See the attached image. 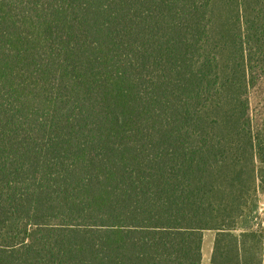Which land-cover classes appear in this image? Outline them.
<instances>
[{
  "label": "trees",
  "instance_id": "trees-1",
  "mask_svg": "<svg viewBox=\"0 0 264 264\" xmlns=\"http://www.w3.org/2000/svg\"><path fill=\"white\" fill-rule=\"evenodd\" d=\"M255 80L264 0H0V264H262Z\"/></svg>",
  "mask_w": 264,
  "mask_h": 264
},
{
  "label": "rangeland",
  "instance_id": "rangeland-1",
  "mask_svg": "<svg viewBox=\"0 0 264 264\" xmlns=\"http://www.w3.org/2000/svg\"><path fill=\"white\" fill-rule=\"evenodd\" d=\"M264 96V80H255L252 82L251 89H250V99H251V106H252V114L254 118V124L257 128L260 121V107H262L261 100ZM262 165L259 163V171L261 172ZM259 182V181H258ZM261 184V183H260ZM262 213H261V207L259 205L257 217L255 218V226L254 228H259L260 235L264 234V223L262 222Z\"/></svg>",
  "mask_w": 264,
  "mask_h": 264
},
{
  "label": "crops",
  "instance_id": "crops-1",
  "mask_svg": "<svg viewBox=\"0 0 264 264\" xmlns=\"http://www.w3.org/2000/svg\"><path fill=\"white\" fill-rule=\"evenodd\" d=\"M259 205L264 206V187L259 188L258 191ZM217 231L213 229H205L203 232V243H202V260L200 264H211L215 239ZM264 264V243H263V262Z\"/></svg>",
  "mask_w": 264,
  "mask_h": 264
},
{
  "label": "built area",
  "instance_id": "built-area-1",
  "mask_svg": "<svg viewBox=\"0 0 264 264\" xmlns=\"http://www.w3.org/2000/svg\"><path fill=\"white\" fill-rule=\"evenodd\" d=\"M261 213H262V215H263V217H262V222L264 223V206L263 207H261Z\"/></svg>",
  "mask_w": 264,
  "mask_h": 264
}]
</instances>
